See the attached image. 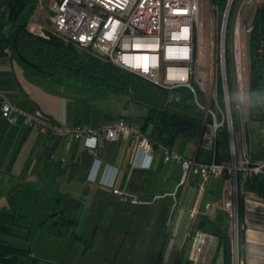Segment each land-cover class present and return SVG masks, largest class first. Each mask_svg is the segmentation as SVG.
Masks as SVG:
<instances>
[{
    "label": "crops",
    "instance_id": "0c3cea01",
    "mask_svg": "<svg viewBox=\"0 0 264 264\" xmlns=\"http://www.w3.org/2000/svg\"><path fill=\"white\" fill-rule=\"evenodd\" d=\"M5 50L0 97L26 115L53 126L90 128L118 119L141 125L148 115L126 94L64 75L40 78ZM150 133L149 125L143 134ZM93 147L91 138L69 142L0 118V211L21 207L28 219L63 224L74 240L91 239L92 249L97 240L103 264H191V235L200 230L210 237L204 256H215L206 259L213 264L221 254L215 233L230 239L231 229L219 209L220 180L190 177L181 185V167L164 163L160 147L147 154L135 139L108 142L96 158L87 151ZM172 150L196 160L197 141L181 139ZM30 208L35 210L29 214ZM243 224L240 264H264V209Z\"/></svg>",
    "mask_w": 264,
    "mask_h": 264
},
{
    "label": "built area",
    "instance_id": "2783aa9c",
    "mask_svg": "<svg viewBox=\"0 0 264 264\" xmlns=\"http://www.w3.org/2000/svg\"><path fill=\"white\" fill-rule=\"evenodd\" d=\"M35 1L36 8L49 16L50 33L157 87L188 91L202 113L200 143L211 160L197 163L160 147L163 161L181 167V185L190 177L221 181L219 209L227 215L231 232L238 238L244 230L242 219L264 209V198L246 191L249 180L264 177V126L258 156L253 157L240 119L241 107L248 109L251 33V21L247 22L243 14L255 12L264 0ZM0 118L69 142L94 139L95 147L87 150L94 158L106 143L121 137L135 139L137 147L147 154L153 151V144L139 126L124 119L95 128L53 126L11 107L1 97ZM238 119L239 132L235 130ZM223 132L228 154L225 161L217 163L216 148ZM209 241L200 230L191 235V264H204Z\"/></svg>",
    "mask_w": 264,
    "mask_h": 264
},
{
    "label": "trees",
    "instance_id": "16d2710c",
    "mask_svg": "<svg viewBox=\"0 0 264 264\" xmlns=\"http://www.w3.org/2000/svg\"><path fill=\"white\" fill-rule=\"evenodd\" d=\"M35 9V0L34 3L33 0H1V52L6 49L7 54L19 60L40 78L54 79L58 75H64L83 85H95L114 93L126 94L134 102L145 105L148 108V115L138 126L142 133L147 126H151V133L147 138L153 147L173 151L177 138H181L186 143H196L201 130L202 116H190L170 110L168 96L175 95L179 89L167 91L157 87L88 50L64 41L48 30H45L43 35L30 33L27 26ZM248 46V113L252 122L264 125V121L256 120L254 117L257 114H264V4L258 6L253 14ZM181 90L191 97L187 90ZM227 149V139L223 132L216 148L217 163L226 160ZM257 154L253 157L258 156ZM210 156V153L199 149L195 161L207 163L211 160ZM258 196L264 198L262 194ZM25 223L28 226H25ZM32 224L21 207L11 212L0 211V264H21V258L27 256V251L13 247L4 238L23 235L29 238ZM215 234L218 238L217 250L221 253L222 263L229 264L227 234L220 232ZM242 235L243 231L239 233V246Z\"/></svg>",
    "mask_w": 264,
    "mask_h": 264
},
{
    "label": "rangeland",
    "instance_id": "374dc122",
    "mask_svg": "<svg viewBox=\"0 0 264 264\" xmlns=\"http://www.w3.org/2000/svg\"><path fill=\"white\" fill-rule=\"evenodd\" d=\"M254 10L244 12L243 16L247 22L251 21ZM51 26L47 12L35 9L29 19L27 29L30 33L35 35L44 34L45 30ZM32 29V30H31ZM170 110L178 113L187 114L190 116L201 117L202 113L195 107L193 99L183 90L179 89L175 95H169ZM240 119L243 120L242 128L246 138L250 155L257 154L259 146L262 141L261 131L263 126L259 122H252L249 117L248 109L245 111L241 107ZM244 119L246 121L244 122ZM239 119L235 122V130L239 132ZM181 138H177L173 146L174 149L179 148ZM202 144L200 143L199 147ZM202 149V148H201ZM251 189L256 194L264 195V177L259 176L256 179H251L246 185V189ZM34 208L28 209V213H32ZM32 230L29 238L22 237H5L4 239L13 247L22 248L27 251V256L21 258V264H103L102 254L98 252V241L95 240L93 249L87 245L91 244L92 240H74L72 236V229H67L65 225L60 223H53L42 219H31ZM25 226H28L25 223ZM231 227V226H230ZM229 264H237L239 258V233L238 238L229 229ZM89 234V233H88ZM91 234V233H90ZM88 235V238L90 237ZM80 233L77 232L76 236ZM215 256H204V264L206 259L214 260ZM185 260L183 256L182 260ZM107 264V263H106ZM213 264H223L221 254L213 262Z\"/></svg>",
    "mask_w": 264,
    "mask_h": 264
},
{
    "label": "water",
    "instance_id": "95a60500",
    "mask_svg": "<svg viewBox=\"0 0 264 264\" xmlns=\"http://www.w3.org/2000/svg\"><path fill=\"white\" fill-rule=\"evenodd\" d=\"M33 3H34V0H33ZM0 4H1V0H0ZM254 117H255L256 120L264 121V114H257ZM201 130H200V133H199V136H198V139H197V150H198L199 145H200Z\"/></svg>",
    "mask_w": 264,
    "mask_h": 264
},
{
    "label": "snow or ice",
    "instance_id": "6c2138e0",
    "mask_svg": "<svg viewBox=\"0 0 264 264\" xmlns=\"http://www.w3.org/2000/svg\"><path fill=\"white\" fill-rule=\"evenodd\" d=\"M185 31H187V30L185 29Z\"/></svg>",
    "mask_w": 264,
    "mask_h": 264
},
{
    "label": "bare ground",
    "instance_id": "6f19581e",
    "mask_svg": "<svg viewBox=\"0 0 264 264\" xmlns=\"http://www.w3.org/2000/svg\"><path fill=\"white\" fill-rule=\"evenodd\" d=\"M239 252V251H238Z\"/></svg>",
    "mask_w": 264,
    "mask_h": 264
}]
</instances>
